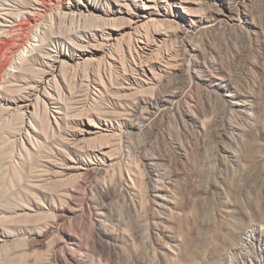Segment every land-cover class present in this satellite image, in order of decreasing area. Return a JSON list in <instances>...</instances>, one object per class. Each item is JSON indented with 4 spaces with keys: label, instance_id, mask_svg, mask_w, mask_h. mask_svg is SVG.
<instances>
[{
    "label": "rangeland",
    "instance_id": "rangeland-1",
    "mask_svg": "<svg viewBox=\"0 0 264 264\" xmlns=\"http://www.w3.org/2000/svg\"><path fill=\"white\" fill-rule=\"evenodd\" d=\"M20 1L0 264H264V0Z\"/></svg>",
    "mask_w": 264,
    "mask_h": 264
},
{
    "label": "bare ground",
    "instance_id": "bare-ground-1",
    "mask_svg": "<svg viewBox=\"0 0 264 264\" xmlns=\"http://www.w3.org/2000/svg\"><path fill=\"white\" fill-rule=\"evenodd\" d=\"M13 2L16 4V5H18V6H21L22 5V2L20 1V0H13ZM238 4V0H235V1H232L231 2V8H233V7H235L236 5ZM187 13H189L187 10H185ZM28 13H30V14H32V12H28ZM7 15H11L10 13H8L7 12ZM1 16V15H0ZM6 19V21H9V20H7V18H5ZM153 19V18H152ZM152 19H148L147 17H145V18H142V19H139L137 22L139 23H141V24H145V23H148L150 20H152ZM46 27H43V29H45ZM139 42H142V40L140 39V40H138ZM36 45L37 44H33V43H31V45H30V51H35L36 50ZM142 49H143V51L144 50H146V49H149V47H148V43H145L144 45H142V46H140ZM140 57V56H139ZM143 63H144V60H141L140 59V61H139V66H142L143 65ZM162 69V68H161Z\"/></svg>",
    "mask_w": 264,
    "mask_h": 264
}]
</instances>
